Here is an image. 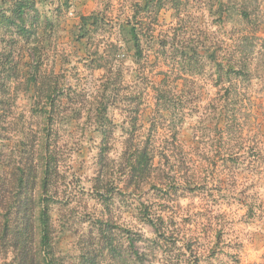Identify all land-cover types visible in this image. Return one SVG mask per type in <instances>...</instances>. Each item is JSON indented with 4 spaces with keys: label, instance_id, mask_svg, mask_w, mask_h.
Masks as SVG:
<instances>
[{
    "label": "rangeland",
    "instance_id": "1",
    "mask_svg": "<svg viewBox=\"0 0 264 264\" xmlns=\"http://www.w3.org/2000/svg\"><path fill=\"white\" fill-rule=\"evenodd\" d=\"M34 1L32 24L37 26V35L23 39L14 25L0 26L3 45L0 71L2 65L8 70L12 105L10 116L0 129V233L5 215L18 197L29 202L31 208L44 199L52 217L56 264L73 261L81 264L82 255L97 259L98 264H123L122 251L111 231L117 225L106 224L103 219L93 220L87 239L84 236L76 239L79 225L88 224L92 218L88 209L96 205H100V216L108 214L111 221L117 199L126 203L132 191H140L144 186L137 209L141 220H152L151 209L155 206L163 215L152 221L162 229L165 226L172 229V233H164V238L154 241V245L166 241L171 254L178 247L179 235L186 234L180 256L187 255L190 264H201L202 260L204 264H264V231L257 230L254 224L258 206H248L241 199L249 192L253 199L261 195L255 190L262 187L259 164L264 163V150L258 138L264 135V88L257 86L255 95L245 96L243 102L233 100L231 88L221 89L225 78L217 70L215 83H210L207 89L203 84L197 87L198 79L203 77L204 41L199 49L177 47L178 31H182L178 18L184 0H148L146 7L145 0ZM200 3L208 32H220L223 25L232 23L237 17L233 8L242 11L249 7L243 3L241 9L233 0H207V3L200 0ZM154 9L159 12L155 14ZM91 15L99 17V28L92 35L83 36L81 18ZM245 23L250 24L251 18ZM26 26L29 28V24ZM132 28L140 39V57L133 50L129 34ZM235 36L236 31H232L224 40ZM35 48L41 51L37 53ZM122 49L131 64L123 63L113 73ZM223 51V45H217L215 50H208L207 59L218 60L217 54ZM186 54L199 60V64L187 63ZM170 73H175L174 78ZM89 76L98 85L99 99L94 109L88 106L87 93L77 91L82 82H88ZM212 79L209 76L210 82ZM170 83L179 86L180 98L172 95L165 112L179 119H173L165 131L162 125L158 127L156 119L161 113L157 96L163 87L170 89ZM48 97L55 107L46 100ZM242 103L245 109H251L244 112L243 123L239 117ZM202 108L220 113L212 129L214 143L198 139L199 122L188 123ZM93 121L96 127L89 132ZM185 124L187 128L179 131ZM117 128L129 138L122 144L114 135ZM138 134L142 139L137 145L133 141ZM113 141L123 149L115 170V161L109 157V153L114 156L118 150ZM202 145L214 149L211 156L202 151ZM137 148L154 151L153 170L146 168L139 175L133 173L131 165ZM242 161L247 165L244 168L247 175L237 171ZM161 165L168 173L177 174L163 173V180L169 181L166 186L160 183L159 176L157 183L150 182L153 173L162 172ZM44 180L48 182L42 188ZM226 185L229 189L239 188V195L233 199L246 211L234 212ZM149 194L157 202L155 205L144 199ZM207 200H211V207ZM81 208L84 213L77 219L76 213ZM234 214L239 215L238 221L225 220ZM229 226L247 232L226 243L225 236L235 234L226 233ZM197 230L199 235H195ZM103 233L113 242L112 247H105L107 240H103ZM64 250L67 255L57 256V251ZM146 260L144 256L142 264ZM0 261L16 264L12 249L1 238Z\"/></svg>",
    "mask_w": 264,
    "mask_h": 264
},
{
    "label": "clouds",
    "instance_id": "2",
    "mask_svg": "<svg viewBox=\"0 0 264 264\" xmlns=\"http://www.w3.org/2000/svg\"><path fill=\"white\" fill-rule=\"evenodd\" d=\"M207 3V0H205ZM233 3L239 6L240 4L247 3L248 10L251 15V23H245L238 16L232 21V23H226L221 27L220 32H208L207 29L209 25H207L204 21V12L203 5L200 3V0H184V3L179 12L178 24L179 28L182 31H178L179 43L177 47L182 48H191L196 47L200 48L201 41H204V49L201 51L202 57V65H203V77L198 79V84L205 85V89L210 86V83H215L216 76V63H213L207 59L208 50H215L217 45L222 44L224 51L218 53L217 63H226L228 67L236 69V71L229 72L224 79V82L221 83V89L227 90L231 88L232 91V99L244 101L245 96L252 97L255 95L257 86L260 88H264V0H233ZM174 21L173 23H176ZM203 31V34H202ZM236 31L237 36L225 42L224 36L230 34V32ZM57 35H59V30H57ZM205 36L209 37V39L205 40ZM122 47V46H121ZM3 50V45H0V51ZM123 63L131 64V60L127 58L126 52L122 49L117 59L115 65L113 66V73L116 69L120 68ZM170 67H172L170 65ZM178 72V67L176 68ZM85 75H88L85 73ZM154 75V73H153ZM170 75L175 76V73H170ZM182 75V73H181ZM209 76L213 79L211 82L209 81ZM231 81V84L228 81ZM247 81V82H246ZM127 82V81H126ZM19 83V82H16ZM144 87V86H142ZM172 95L174 98H180V88L178 85L171 84L169 85ZM98 90L97 82L93 76H89L88 82H82L77 91H83L87 93V102L88 106L95 108V101L99 99L96 95ZM197 94H200L199 92ZM240 113L239 117L241 123H243V115L244 112L251 111V109H245L243 103L239 106ZM112 110L110 109V112ZM93 115L95 112L93 111ZM155 115V114H153ZM220 115L219 111L212 112L210 109H201L199 115L192 117L188 120V123L197 124L199 122L198 127L201 131L198 133V139L202 138L205 141H211L214 143V132L213 128L216 127V118ZM158 121V127L163 126L165 131H167L168 125L172 123L173 119H179L178 116H172L171 113L164 112L161 109L160 116L156 117ZM187 124L183 126V128L178 129L183 132L184 129L187 128ZM96 127L95 121H93L91 127L89 128V132L94 131ZM124 127H128L127 124ZM116 139L120 141L122 144L124 141H127L129 138L121 133L120 129L117 128L114 133ZM251 135V133H249ZM17 138H20L17 135ZM78 138V137H77ZM142 139V136L138 134V139L133 141L134 144H139V140ZM261 141V149L264 150V135H261L258 138ZM96 143H99V139L96 140ZM115 147L118 149L113 156L112 153H109L110 161H115L113 164V170L118 168L120 165V152L123 149L120 147V144H116L113 141ZM202 151L207 153L209 156L212 155V151L214 149H210L209 147L202 145ZM247 165L244 162H241L239 169L237 170L239 173L247 175L244 173V168ZM162 172L153 173V178L150 181L151 183H157L156 177H161L160 183H163L165 186L169 181L163 180V173H168V169H163L161 165ZM260 168V182L262 187L256 189L255 191H259L261 193L259 199H253L252 193H246L244 199L247 201L248 206H258L257 207V216L254 222L257 230L264 231V163L259 164ZM169 176H175L176 173H168ZM182 175V174H181ZM107 180V177H105ZM177 181L179 182V178L177 177ZM147 183V182H146ZM143 187L141 186L140 191H132L131 198L126 201V203H121L119 199H117L116 205L112 209V219L109 220L108 214H105L103 217L100 216V205H96L95 208H89L88 211L92 213V218L88 222V224L79 225V235L76 239H79L81 236H84L87 239L88 226L92 223L93 220L103 219L105 223H113L117 225V227L112 228V234L116 238V244L120 247L123 254V264H136L134 250L138 251L142 256H146L147 260L145 264H177L179 260V264H190L189 257L184 255L180 256V253L184 252V243L186 242V234H180L177 240L178 247L169 254L168 249L170 245L164 241L160 240L159 245H154V241L157 239V228L147 224V222L141 220V213L138 212V202L143 197ZM228 194V202L233 205L234 212H239L241 209L246 211V208L240 206L236 203L233 197L239 195V188H228V185L225 186ZM151 194L149 197H144L145 200L149 203H155L151 200ZM205 199H207V194H205ZM218 199V197H217ZM208 206L211 207V200H207ZM223 204V202H222ZM131 205V207H128ZM72 207H75L73 205ZM71 212V208L68 210ZM152 211V220H156L159 216L163 215L158 208L153 206ZM84 209L81 208L79 212L76 213L77 219L80 215H83ZM135 217V219H132ZM246 219V218H245ZM225 220H239V215H231L225 218ZM137 221H141L138 223ZM122 229H128V231H122ZM164 233L167 235L172 233V229L165 226L163 228ZM226 233H235L234 235H226L225 242H234L238 235H242L243 232H247V229L241 228H233L229 226L226 228ZM195 235H199V231L195 233ZM134 245V248H133ZM227 250V249H226ZM33 253L38 252V248L33 245L32 246ZM57 256L67 255V250L57 251ZM76 253H73L75 255ZM200 255L201 253H197ZM43 252L39 251V256L43 257ZM12 258L11 252H9L8 259ZM0 264H3V261H0ZM73 264L75 262L73 261ZM201 264H204L203 260Z\"/></svg>",
    "mask_w": 264,
    "mask_h": 264
},
{
    "label": "trees",
    "instance_id": "3",
    "mask_svg": "<svg viewBox=\"0 0 264 264\" xmlns=\"http://www.w3.org/2000/svg\"><path fill=\"white\" fill-rule=\"evenodd\" d=\"M153 1V0H151ZM148 0H145L144 6L147 5ZM10 5L9 8L5 9L4 6ZM222 8L224 7V3L220 5ZM242 9V5H240ZM6 10V11H5ZM35 10V1L34 0H1L0 4V26L10 28L11 26H15L14 28L19 33L23 39L29 35V38L37 35L34 24H32V12ZM153 12L157 14L159 9H154ZM233 14L238 16L243 22H248L251 18L250 12L243 8L242 11H236L233 8ZM99 17L95 15H91L89 17L81 18V28L80 31L84 35H92L93 32H96L99 28ZM27 24H29V28H27ZM132 43L133 50L137 56H141V43L138 35L136 34V30L134 28L129 32ZM19 44V42H17ZM112 46H114L112 44ZM38 52L41 51V48H35ZM187 59V63L198 65L199 60H194L189 55H185ZM212 61L216 63V70L221 78H225L229 72L236 71L234 68H230L227 64L217 63L216 57ZM9 62L7 63V65ZM3 69L0 71V129L2 128V124L9 118V113H11L12 105L9 103L11 101L10 97V78L8 70L5 69L6 66L2 65ZM104 68H107L106 66ZM4 73V74H3ZM7 75V77H6ZM168 88H162L157 96L158 112L168 111L167 107L169 106V102L172 99V92ZM51 97H48L50 105L55 107V103L51 101ZM41 102V101H39ZM48 102H46L47 106ZM46 109V107H43ZM135 158L132 159V171L136 175L142 173L146 168L150 171L154 169V160L156 154L153 150L148 148H137L134 152ZM47 170V169H46ZM24 173V172H23ZM46 175V172H45ZM33 183H35V174L32 176ZM20 183L24 182L23 178H20ZM48 180H44L42 188L47 185ZM32 188H34L32 186ZM32 190V189H31ZM26 199V198H25ZM23 200L21 197H18L14 205H12L5 215L4 218V226L2 229V234L0 236L1 240L8 244L12 249L14 254V260L16 264H56L55 255L52 249V217L50 214L49 206L47 205L44 199H41L38 205L34 208L29 206V202L21 201ZM11 208H14L12 210ZM147 224L154 226L157 228V239L156 243L159 239L164 238V232L161 226L158 223H155L152 220H147ZM102 238L105 243V247H112L113 242L109 239V237L103 233ZM110 240V241H109ZM35 245L39 251L43 252V257L39 256V251L33 253L32 246ZM134 248V245H133ZM134 255L136 261L139 264H142L144 256H141L138 251L134 250ZM82 263L81 264H98L97 259H92L86 255H82Z\"/></svg>",
    "mask_w": 264,
    "mask_h": 264
}]
</instances>
